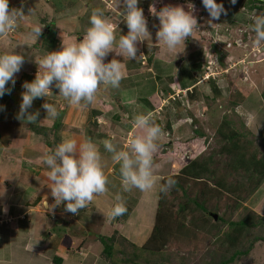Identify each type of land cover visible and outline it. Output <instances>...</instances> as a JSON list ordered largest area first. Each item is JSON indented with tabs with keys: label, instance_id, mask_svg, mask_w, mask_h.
Wrapping results in <instances>:
<instances>
[{
	"label": "rangeland",
	"instance_id": "rangeland-1",
	"mask_svg": "<svg viewBox=\"0 0 264 264\" xmlns=\"http://www.w3.org/2000/svg\"><path fill=\"white\" fill-rule=\"evenodd\" d=\"M217 3H223L227 14H222L218 21H212L210 26L209 14L202 0H139L138 6L144 11L151 36L138 42L136 59L117 56L113 50L105 60L117 59L122 63L120 86L107 89L101 86L95 103L83 107L69 105L53 85L49 97L35 99L29 109L30 112L39 110L38 120L50 128L48 136H40L33 129L41 122L17 119L24 91L22 85L25 81L34 80L38 71L35 58L59 50L62 35L66 42L82 39L90 26L89 17L93 9L103 11L113 24L118 40L121 34L128 32L122 17L124 8L122 0H9V9L22 8L25 17L6 35H0V54L17 51L24 56L25 62L20 72L15 74L14 87L11 81L6 85L12 89L11 93L0 98V106H3L0 110V169L3 175L8 173L6 182L0 180L3 188L0 202H4L7 191L14 185L8 181L19 180L18 172L26 182L38 179L33 188L41 183L42 187H48V169L42 162V155L45 151L54 150L62 138L71 137L78 142L90 139L96 143L102 156L104 173H109L107 191L98 196L105 195L109 207H113L119 195L126 212L110 218L104 208L100 207L103 212L96 215L93 205H87L78 214L69 213L73 234L98 243L94 246V257L91 254L80 257L85 262L95 259L97 264H125L134 260L133 248L120 236L124 235L137 246L144 247L159 227L168 245L162 255L153 258L146 252L148 264H220L233 258L236 252L248 249L247 256L240 257L233 264H264V181L249 191L246 176L232 173V160L238 154L248 159L255 156L256 160H264V42L256 43L251 28L252 16L264 13V1L236 0L232 4L231 0H217ZM188 4L193 6L191 11L197 24L185 43L170 52L156 39L159 20L154 13L165 6H183L185 11H189ZM234 21L238 23L234 24ZM34 25L42 29L39 37L31 32ZM52 33L56 34L54 42L44 39V34ZM113 47L115 49V44ZM220 53L223 57L233 54L224 59V71L220 67ZM193 63L203 65L202 70L198 73L192 71ZM207 73L213 74L209 81L206 80ZM45 102L57 107L59 115L56 119H46V110L39 107ZM139 113H151L162 130L153 153L157 183L147 192L136 188L125 192L121 187L119 164L111 160L103 141L111 140L120 147L126 146L136 134L132 120ZM56 121L61 123L59 131L52 130ZM165 128L167 130L163 131ZM230 133L242 136L241 140H235L234 144L238 145L235 149L225 140ZM48 144H51L50 148ZM210 157L214 160L212 167L216 178H229L228 188L234 193L227 195L224 192L222 195L216 192V186L211 182L196 181L189 176L190 173L180 175L194 162H197L194 169L200 170L201 164ZM7 166L12 169L10 173ZM2 172L0 178L4 179ZM178 176L186 178L181 182L189 187L191 199L206 205L207 216L175 186L164 197L167 218L159 215L163 197L160 186L169 177L179 180ZM51 199L52 205L54 201ZM18 203L25 205L24 200ZM181 206H186L187 210L182 212ZM0 207L9 208L1 204ZM129 210L131 213L128 215ZM212 215H217L218 220L215 221ZM2 218L0 215V222L5 225L7 221ZM221 218L226 223L219 222ZM246 218L259 227L236 231L231 226ZM2 225L0 223V228ZM176 229L181 236L175 234L177 238L171 239ZM156 233L162 234L161 231ZM16 236L19 239L12 237V240L18 243L12 248L11 245L3 246L0 258L9 260L10 257L11 264H22L19 260L30 259L21 245L26 234L21 232ZM101 236L114 241L115 253L111 263L103 256V246L98 241ZM69 252L78 254L75 248ZM140 264L145 262L140 261Z\"/></svg>",
	"mask_w": 264,
	"mask_h": 264
},
{
	"label": "clouds",
	"instance_id": "clouds-1",
	"mask_svg": "<svg viewBox=\"0 0 264 264\" xmlns=\"http://www.w3.org/2000/svg\"><path fill=\"white\" fill-rule=\"evenodd\" d=\"M231 3L235 4L236 0H231ZM122 4L123 22L127 25L128 32L126 35L121 34L118 40L113 24L105 17L103 11L93 9L89 17L90 26L82 39L66 42L62 35L59 50L49 51L43 57L35 58L38 71L34 80L25 81L22 85L24 91L21 94L18 120L42 122L38 120L39 110L30 112L29 109L35 99L48 98L53 85L58 89L59 96L69 105L83 107L95 103L101 86L105 89L120 86L123 78L122 63L117 59L105 62L106 57L115 50L117 56L136 59L138 42L151 36L144 11L138 6L139 0H122ZM202 4L209 14L210 26L213 25L212 21H218L222 14H227L223 3H217V0H202ZM192 7L188 4L189 11H185L183 6H165L158 12L155 11L154 14L159 20L156 39L162 42L168 51H174L192 35L194 25L197 24L191 11ZM24 17L22 8L10 10L9 0H0V35H6ZM251 19L256 43L264 42V13L254 14ZM41 31L38 25L31 29L35 37H39ZM24 62V56L17 51L0 54V98L11 93L12 89L6 85L11 81L14 87L15 74L20 72ZM211 76L213 74L207 73L206 80ZM42 107L46 110V119L58 117L59 113L54 104L45 102ZM0 110H3V106H0ZM132 128L136 130V134L129 139L126 146L120 147L111 140L103 141V146L105 151L111 154V160L119 164L123 191L136 188L147 192L157 183L153 153L162 130L153 120L151 113L134 115ZM42 162L48 169L47 186L51 189V201H54L52 205L45 201V207L49 211H54L56 207L64 204L65 212L78 214L93 201L94 196L107 191L108 179L104 173L102 156L96 143L90 139L78 142L71 137L62 138L54 150L43 153ZM175 183V179L169 177L161 184L160 192L167 193ZM47 201L49 203V200ZM116 201L110 210V218L122 216L126 212L119 195L116 196ZM11 220L6 221L10 224ZM0 223L2 225V222Z\"/></svg>",
	"mask_w": 264,
	"mask_h": 264
},
{
	"label": "crops",
	"instance_id": "crops-1",
	"mask_svg": "<svg viewBox=\"0 0 264 264\" xmlns=\"http://www.w3.org/2000/svg\"><path fill=\"white\" fill-rule=\"evenodd\" d=\"M6 169L9 173L12 170L10 166L9 169L8 166ZM1 172L2 170L0 169V173ZM3 173L4 172H2L1 176ZM108 174V172L105 174L106 177ZM7 175H3L4 179H2V177L0 180L5 181ZM18 175L20 177L18 181H13L14 179H11L10 181L7 180L14 185H12L13 187L9 188L7 191L8 195H6L4 202H0L1 205L9 206V208L0 207V215H3L4 217L2 219L8 220L15 218L14 222L10 224L6 223L0 228V249L3 248V246L7 247L9 245H11V248L14 247L19 239L16 235L19 236V234L23 232L26 234V236H24L26 240H24L21 245L30 259L29 261L19 260L22 264H56V257L63 259L62 264H97L95 259H91V261L86 260L85 262L80 257H88L90 254L94 257V246L98 243L88 240V237L73 234L74 231L70 230L68 227L71 225V217L68 216L69 213L65 211H57L56 208L54 211H49V209L46 210L44 208V199H53L51 196V189L49 187H42V183L41 185L39 184L40 186L36 185L35 188H33V184L35 182L37 183L38 179H29L26 182V178L20 175L19 172ZM1 191H3L2 186H0V193ZM46 196H49L50 198H47ZM29 198L35 200H30ZM105 199V195L94 196L93 201L88 204L89 206L93 205L95 208L94 213L96 215L99 211L103 212V210L104 212L108 211L109 215L112 207H109L110 204L108 205ZM22 200L25 202L24 206H22L21 203H18V201ZM35 201L38 204L32 207L31 204ZM103 202L106 205L103 204ZM49 205H51L50 201ZM62 205L63 204H61L60 207H62ZM100 207L104 209L102 210ZM49 214L53 216V221L48 217ZM105 214H107V212ZM22 216H24L25 219H18ZM78 229L76 228V231H78ZM12 237H15L17 240H12ZM73 248L77 249L78 254L69 252ZM74 258H76V262L74 261ZM11 263L12 260L10 257L9 260L0 258V264Z\"/></svg>",
	"mask_w": 264,
	"mask_h": 264
},
{
	"label": "trees",
	"instance_id": "trees-1",
	"mask_svg": "<svg viewBox=\"0 0 264 264\" xmlns=\"http://www.w3.org/2000/svg\"><path fill=\"white\" fill-rule=\"evenodd\" d=\"M252 9L255 10L257 8H252ZM259 10H261V8ZM236 23H238V22L234 21V24H236ZM55 35H56L55 33H52L51 35L44 34V39L49 38L51 40V42H54ZM220 55H221L220 56V60H219L220 61V67H221L222 71H224L226 69V63L224 62V59L228 55L232 56L233 54H228V55L226 54L225 57H223L221 53H220ZM149 62L152 65V63H153L152 60L149 59ZM202 66H200L199 64L193 63L192 64V71L198 73V72H200L202 70ZM211 77H213V76H211ZM210 78L208 79V81L210 80ZM29 81L31 82V80H29ZM262 99H263V102H264V95H263ZM39 103H37V106H38ZM42 105H43V103L40 104V106H39L41 109L43 108ZM44 121H46V120H44ZM158 124H160V123H158ZM60 128H61V123L56 121V123L54 124L52 130L59 131ZM166 130H167L166 128L163 129V131H166ZM33 131H35L34 132L35 134H38L40 136H48L50 128L43 126L42 122H41L40 124H37V126L35 125V128L33 129ZM198 134L200 136L203 135V137H204V134H200V133H198ZM241 138H242L241 135L230 133L229 137L225 138V140L227 142H230V144L232 145V148L235 149L238 146L237 143L234 144L235 140H237V139L241 140ZM232 142H233V144H232ZM240 145H242V144H240ZM50 146H51V144L47 145L48 148H50ZM223 148L225 149L226 147H223ZM245 151L247 152V150H245ZM234 158L235 159L232 160V165H233L232 166V169H233L232 173H236V175L239 176V177L242 176L241 175L242 173H243V176H246L245 178H246V183H248V186H249V191L254 190L256 187L258 188L259 185L261 184V182L264 181V160H260V161L256 160L255 156H250L249 159H248V158H246V156H240V154H238ZM213 161H214L213 158L210 157L208 159V161H205L204 164H201L202 166H201L200 170H197V171L194 169V167L196 166L197 162H194L193 164L190 165V168L187 171L182 172L180 175L184 176V175H187L188 173H190L189 176L191 178H193L194 180H196V181L205 180L207 183L211 182L214 186H216V192H218L219 194L223 195L224 192H227V195L230 194V193H234V192H231L230 189L228 188L229 178H227L225 176H223V178H221V179L220 178L219 179L216 178V174H215V172L213 170V167H212V166H214ZM229 176H230V174H229ZM178 177H179V180H178V178H175L176 183H175L174 186H175L176 190H180L182 192L183 196L187 197V199L190 200L191 199L190 191H189L190 189H189V187L187 185L183 184V181L181 182V179H184V181H185L186 178H184V177L181 178L180 176H178ZM240 186H242V185H240ZM165 194L166 193H163L162 194L163 197H161V202L159 204V215H162L165 218H167L168 213L165 212V211H167V209H166V205L164 204ZM37 201H39V200H37ZM190 201L192 203H194L196 208H198L199 210H202L207 216L208 211H207L206 205L204 203L198 202L197 199L196 200L195 199H191ZM37 204L38 203L35 201L31 205H32V207H34ZM63 205H62V207H60V206L56 207L57 211L63 212L64 211V206ZM185 207L186 206H181L182 212L184 210H187L186 209L187 207L186 208ZM92 209L95 210L94 207H92ZM130 213H131V211L129 210L128 215ZM48 217L53 221V216L52 215L49 214ZM125 217L126 216H124V218ZM248 221H249V218H246L245 220H242L240 222L234 223L231 226L236 231H237V229H240L239 231H242L244 229H251V228L252 229H257L259 227V225L257 223L255 224V223L248 222ZM219 222L226 223V221L223 218L219 219ZM68 227L71 228V225H69ZM181 227H183V226H181ZM156 231H161L162 234L161 233H156ZM156 231H155V233H153V238L150 239V241L144 247L137 246L135 243H133L131 240H129L124 235L120 236L125 243L129 244L133 248V253L132 254L134 256V260H128L126 263L124 262L125 264H140V261L141 262L143 261V262H145V264H148L149 263V258L146 256V252L148 253L147 255L149 257H152V258L154 256H157V255H162L163 251L167 248L168 243L165 242V238H163V231L159 227L156 228ZM173 234L174 235H172L173 237H171V239L172 238L173 239L177 238V236L175 234H179V236H181L180 231L178 232L177 229H176L175 233H173ZM168 235H169V233H168ZM254 240L257 241V238H255ZM98 241L103 246V256H105L108 259L109 263H111L113 255L115 253V246H114L113 239L109 238V237L101 236V237H99ZM259 242H261V241H259ZM164 244H166V245H164ZM248 252H249V249L245 250V251H238V252H236L234 254L233 258H231L230 260L223 261L220 264H233L240 257L241 258L242 257H246ZM55 263L56 264H62L63 263V259L56 257Z\"/></svg>",
	"mask_w": 264,
	"mask_h": 264
},
{
	"label": "water",
	"instance_id": "water-1",
	"mask_svg": "<svg viewBox=\"0 0 264 264\" xmlns=\"http://www.w3.org/2000/svg\"><path fill=\"white\" fill-rule=\"evenodd\" d=\"M45 201L48 203L47 200L44 199V208L47 210L48 208L45 207ZM214 217V220L217 221L218 220V216L217 215H212Z\"/></svg>",
	"mask_w": 264,
	"mask_h": 264
}]
</instances>
